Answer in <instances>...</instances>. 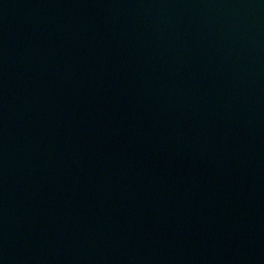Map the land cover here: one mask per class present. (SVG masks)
<instances>
[{
  "label": "water",
  "instance_id": "water-1",
  "mask_svg": "<svg viewBox=\"0 0 264 264\" xmlns=\"http://www.w3.org/2000/svg\"><path fill=\"white\" fill-rule=\"evenodd\" d=\"M0 264H264V0H0Z\"/></svg>",
  "mask_w": 264,
  "mask_h": 264
}]
</instances>
